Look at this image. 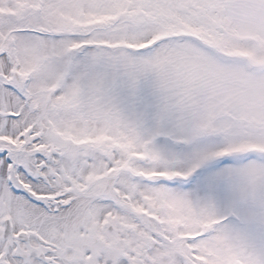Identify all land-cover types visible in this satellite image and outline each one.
Listing matches in <instances>:
<instances>
[{
	"label": "snow or ice",
	"instance_id": "6c2138e0",
	"mask_svg": "<svg viewBox=\"0 0 264 264\" xmlns=\"http://www.w3.org/2000/svg\"><path fill=\"white\" fill-rule=\"evenodd\" d=\"M0 264H264V0H0Z\"/></svg>",
	"mask_w": 264,
	"mask_h": 264
}]
</instances>
